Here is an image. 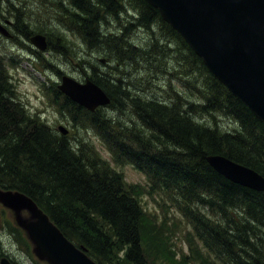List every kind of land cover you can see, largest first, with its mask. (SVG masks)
I'll use <instances>...</instances> for the list:
<instances>
[{"label":"trees","instance_id":"obj_1","mask_svg":"<svg viewBox=\"0 0 264 264\" xmlns=\"http://www.w3.org/2000/svg\"><path fill=\"white\" fill-rule=\"evenodd\" d=\"M61 1L66 4L60 17L78 28L90 47L107 44L116 50L113 54L118 61L130 65L151 57L149 65L161 68L157 58L167 50L160 49L159 39L142 48L130 43V35L136 26L164 25L167 35L188 51L183 58L186 64H198L203 71V81L196 76L192 79L197 84L193 93L199 98H187L176 90L169 102L148 101L131 96L122 81L98 75L94 81L111 98L107 108L122 112L127 106L141 120L140 128L119 135L110 116L101 112L104 107L91 112L65 97L74 114H84L86 125L99 134L111 161L85 137L55 133L50 124L30 114L17 94L14 75L0 60V187L33 198L75 245L100 264H159L149 258L143 244L145 210L138 195L140 186L129 183L116 167L131 164L186 219L203 247L201 264H264V191L229 180L207 161L208 155L221 154L264 176V122L209 71L147 1L132 0L138 17L115 35L103 34L100 26L109 16L120 14L123 0ZM7 10L0 12L2 18ZM7 64L16 68L17 56L9 55ZM54 88L57 91L56 84ZM219 114L238 127L220 128ZM210 118L216 124H209ZM163 229L161 241L165 235L169 240L178 236L171 225ZM12 231L19 233L33 258L32 244L22 229L14 225ZM185 236L190 239L189 252L196 256L197 245L188 232Z\"/></svg>","mask_w":264,"mask_h":264},{"label":"rangeland","instance_id":"obj_2","mask_svg":"<svg viewBox=\"0 0 264 264\" xmlns=\"http://www.w3.org/2000/svg\"><path fill=\"white\" fill-rule=\"evenodd\" d=\"M65 4L66 2L61 0H0V12L8 8L4 18L0 14V22L12 20L13 26L8 27L15 37L11 40L0 34V60L6 63L10 74L14 75L17 94L27 105L30 114L37 115L42 121L50 124L55 133H62L59 127L63 126L68 130L70 137H85L94 143L100 155L112 161L110 152L99 134L86 125V116H80V113L75 115L64 102L65 97L71 99L58 87L63 75L67 74L79 82L85 81V78L95 80L98 75H102L112 82L122 81L123 89L131 96L148 101L157 99L166 103L176 90L181 91L187 98H199L195 95L196 92L193 93L197 84L192 79L196 76L199 81H203V71L199 69L198 64H186L183 58L188 51L178 39L168 36L166 27H160L158 22L152 27L136 26L131 32L130 43L136 47L149 48L156 38L159 39L160 49L164 52L167 50L163 56L157 58L161 68L149 65L153 60L151 57L140 59L133 65L118 61L114 57L116 50L113 47L107 44L104 47H90L83 33L73 27L66 17H60L59 12ZM123 5V10L118 16H109L102 21L100 28L103 34H118L128 22H135L139 14L136 4L132 0H123ZM38 33L46 36V50H39L31 41V37ZM12 54H15L19 61L16 68L7 64L9 55ZM22 56L29 59L23 60ZM49 78L56 82L57 91L55 84L50 88V82L41 85V82L48 81ZM101 112L106 117L110 116L111 124L117 128L119 135L129 134L140 128L139 116L134 114L131 108L127 109V106L122 112L107 107ZM216 118L220 128L238 127L229 117L219 114ZM207 122L216 124L211 118ZM148 129L149 127H146L145 134ZM118 166L116 167L123 172L129 183L140 186L141 194L138 195L145 210L141 231L149 258L159 264H201L203 247L191 234L186 219L175 211L167 199H162L140 169L131 164ZM167 225H171L178 236L169 240L165 235L161 241L159 233L166 231L163 227ZM13 226L12 213L0 205V259L6 257L15 264H36L37 257L32 254V258L27 244L19 239V233L12 231ZM186 232L197 245L196 256L189 252L190 239L185 236Z\"/></svg>","mask_w":264,"mask_h":264},{"label":"water","instance_id":"obj_3","mask_svg":"<svg viewBox=\"0 0 264 264\" xmlns=\"http://www.w3.org/2000/svg\"><path fill=\"white\" fill-rule=\"evenodd\" d=\"M177 30L209 71L264 122V0H145ZM0 32L11 33L0 24ZM31 41L47 49L46 36ZM59 88L91 111L111 98L94 81L77 82L63 76ZM63 133L67 130L59 127ZM209 164L229 180L264 191V176L227 156H207ZM0 204L32 244L35 256L47 264H100L75 245L26 193L0 188ZM28 214V215H27ZM0 264H14L8 258Z\"/></svg>","mask_w":264,"mask_h":264},{"label":"flooded vegetation","instance_id":"obj_4","mask_svg":"<svg viewBox=\"0 0 264 264\" xmlns=\"http://www.w3.org/2000/svg\"><path fill=\"white\" fill-rule=\"evenodd\" d=\"M7 20V19H6ZM6 20H5V22H6ZM13 21L11 22V24L10 25H12L13 26ZM9 28V27H8ZM9 30H10V28H9ZM15 37H14V35L12 34V38H10L11 40H13Z\"/></svg>","mask_w":264,"mask_h":264}]
</instances>
